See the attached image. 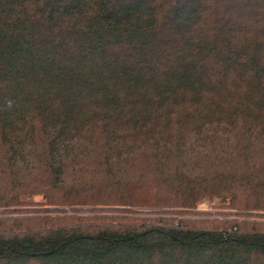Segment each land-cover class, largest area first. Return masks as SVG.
Segmentation results:
<instances>
[{
  "label": "trees",
  "instance_id": "obj_1",
  "mask_svg": "<svg viewBox=\"0 0 264 264\" xmlns=\"http://www.w3.org/2000/svg\"><path fill=\"white\" fill-rule=\"evenodd\" d=\"M0 264H264V0H0Z\"/></svg>",
  "mask_w": 264,
  "mask_h": 264
},
{
  "label": "rangeland",
  "instance_id": "obj_2",
  "mask_svg": "<svg viewBox=\"0 0 264 264\" xmlns=\"http://www.w3.org/2000/svg\"><path fill=\"white\" fill-rule=\"evenodd\" d=\"M211 204V202L208 199L201 200L199 204L200 210H207L208 206Z\"/></svg>",
  "mask_w": 264,
  "mask_h": 264
}]
</instances>
